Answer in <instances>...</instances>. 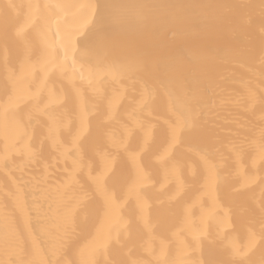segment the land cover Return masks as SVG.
Masks as SVG:
<instances>
[{
  "label": "bare ground",
  "instance_id": "6f19581e",
  "mask_svg": "<svg viewBox=\"0 0 264 264\" xmlns=\"http://www.w3.org/2000/svg\"><path fill=\"white\" fill-rule=\"evenodd\" d=\"M112 2L158 7L153 9L156 19L147 27L131 21L123 28L105 32L107 62L119 64L146 48L169 59L177 50L183 51L191 62L180 79L185 92L201 94L203 134L179 145L167 165L153 161L157 171L152 184L143 190V213L132 199L115 218H109L87 174L69 182L70 168L63 159H57L58 152L47 139L48 116L34 113L29 122L31 105L19 104L7 121L0 118V156L6 147L9 150V167L0 164V264L49 258L51 242L63 238L69 215L73 229L70 238L63 241L61 259L70 264H81L82 260L126 264L130 259L143 264H188L193 260L226 259L224 248L229 238L244 244L249 220L257 221L259 227L264 180V164L258 159L260 129L264 126L260 119V61L264 48L260 0ZM96 3L0 0V97L7 99L3 93L9 73L17 78L21 96L35 91L40 81L46 80L60 104L67 100L63 108L55 102L50 108L53 115L63 114L56 138L63 141L65 127L76 130L83 123L86 134L91 127L85 141L89 154L111 148L109 135L124 134V126L135 119L133 108L139 102V93L132 90L126 76L98 75L101 70L96 53L83 54L86 47L96 48L90 31L92 9L88 7ZM6 4L18 6L9 9L12 19L7 30L2 14ZM124 11L134 16L138 9ZM85 19L88 24H84ZM21 28L23 32L17 36ZM173 32L178 34L174 40ZM66 37H71L73 44L65 61L66 49L61 44L66 43ZM62 63L63 70L59 67ZM249 81L256 89L253 108L249 107ZM7 86L11 92L12 84ZM25 141L38 153L35 159L16 151ZM163 146L162 139H158L157 148L162 150ZM241 148L242 158L238 161L236 152ZM173 163L179 168L178 179L165 175ZM240 167L246 175L254 176L256 183L236 193L234 189L242 182L237 175ZM85 194L89 197L87 203L82 202ZM226 212L228 227L220 236ZM6 222L14 237L8 244L3 239ZM260 252L257 241L252 259H258Z\"/></svg>",
  "mask_w": 264,
  "mask_h": 264
},
{
  "label": "snow or ice",
  "instance_id": "6c2138e0",
  "mask_svg": "<svg viewBox=\"0 0 264 264\" xmlns=\"http://www.w3.org/2000/svg\"><path fill=\"white\" fill-rule=\"evenodd\" d=\"M15 4L3 6V18L5 28L12 19L9 9H16ZM29 8L39 7V5H29ZM56 7H61L57 5ZM92 9L91 29L93 39L96 42L95 49L85 48L83 54L95 52L97 65L100 67L99 74L115 76L117 74L126 76L131 82V88L139 93V102L133 108L135 119L131 125L124 126V134L121 136L109 135L108 142L111 148L105 151H93L89 154L85 147V141L91 135V127L86 130L83 123L79 129L73 130L65 127V139L63 141L56 138V130L61 127L63 114L53 115L50 111L53 102L60 104V98L56 96L53 89L49 88L46 80H41L35 91L21 96L16 88V79L9 73L6 78V85L3 96L0 97V118L7 121L9 114H14L18 105L26 102L31 105V110L27 113L29 122L33 114H45L50 121L48 125L49 134L47 139L52 141V146L57 150V159L65 161L66 168H70L69 182H74L78 175L87 174L88 179L95 187L102 201V209L106 217L115 218L118 210L134 199L141 213L146 206L143 190L153 182V176L157 169L153 167V161L159 165H167L175 154V149L186 142L199 139L204 131L202 121L203 109L199 93L185 92L182 87L181 76L186 64L190 63L183 51L177 50L169 59L162 53H158L151 48H146L140 54L130 57L119 64L107 62L109 46L104 41V34L113 28H123L131 21L147 27L156 19L153 9L156 5H124L112 2V0H97L96 4L88 5ZM176 7V6H169ZM253 7V6H249ZM127 8L138 9L134 16H130L124 10ZM259 8L264 15V0H260ZM89 20L85 19L84 24ZM23 29H18L16 35L20 36ZM262 38H264V26L261 27ZM59 35V33H57ZM178 34L172 33L174 40ZM66 43L61 47L66 49L65 61L68 58V49L72 48L73 40L66 37ZM50 48H55V44H50ZM74 51V49H72ZM50 55V54H49ZM47 62V61H46ZM260 72V93H261V114L260 119L264 121V48L261 55ZM75 61H73V66ZM61 70L65 67L59 65ZM8 83L12 84L11 92ZM91 85V81H89ZM249 107H255L256 89L249 81L247 84ZM79 96V90H76ZM47 100V102H45ZM136 100V97H133ZM67 100L60 107H65ZM111 107V106H110ZM109 118L111 113H108ZM18 126L23 128L22 124ZM24 136H27L26 130ZM30 139V138H29ZM158 139H162V150L157 148ZM43 142H41V150ZM17 152L26 154L29 159H35L38 155L33 150V146L25 143L16 149ZM243 149L236 152L237 160L242 158ZM258 159L264 164V126L260 129V144L258 148ZM0 164L4 168L9 167V150L0 156ZM256 159H253L252 166L255 167ZM215 166H213V173ZM166 178L172 175L179 178L178 165L173 163L170 169H166ZM237 175L242 178L240 186L234 191L240 193L247 191L256 183L254 176L244 173L242 167L238 168ZM261 206L260 217L257 221L250 219L246 231V243L241 244L235 238H229L224 251L226 259L219 260H193L188 264H264V180L261 183ZM89 197L85 194L82 202L87 203ZM37 215L40 208H36ZM228 213H225V223L219 233L223 236V228L228 227ZM143 218V217H141ZM125 227L126 224L122 225ZM73 229V218L71 215L65 218L64 236L60 240H53L49 248V258L31 259L22 261L21 264H70L69 261L61 259L63 252V241L70 238ZM13 234L5 223L4 243L8 244L13 240ZM199 238V237H197ZM259 241L261 252L258 259H252ZM81 264H92L90 260H82ZM126 264H143L140 260L130 259Z\"/></svg>",
  "mask_w": 264,
  "mask_h": 264
}]
</instances>
